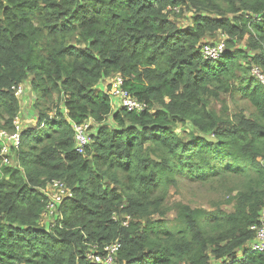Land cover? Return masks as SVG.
<instances>
[{"label": "trees", "instance_id": "16d2710c", "mask_svg": "<svg viewBox=\"0 0 264 264\" xmlns=\"http://www.w3.org/2000/svg\"><path fill=\"white\" fill-rule=\"evenodd\" d=\"M186 13L192 25L181 27ZM217 34L226 47L210 61L201 46ZM254 66L264 70V0H0V130L17 131L14 88L29 82L36 96L26 112L36 123L11 146L16 164L0 155V264H94L89 255L114 242L115 264H264L248 247L264 225ZM116 75L144 112L113 109L99 85ZM55 95L64 106L53 117ZM222 96L254 112L236 126L212 104ZM90 120L99 127L83 156L72 125ZM181 179H229L235 212L172 202ZM53 180L73 196L44 225Z\"/></svg>", "mask_w": 264, "mask_h": 264}, {"label": "rangeland", "instance_id": "374dc122", "mask_svg": "<svg viewBox=\"0 0 264 264\" xmlns=\"http://www.w3.org/2000/svg\"><path fill=\"white\" fill-rule=\"evenodd\" d=\"M193 16L192 13H186L184 16L180 17H174L179 25L181 27H188L192 25V20L191 17ZM222 39L221 34H217L215 36H210L207 38L205 41L209 42H217ZM245 42L243 41L241 44L243 46ZM113 79L110 80L107 79L106 84L103 82L100 83L99 87H105ZM25 89L24 93L19 97L20 103H21V111L18 115L19 119L15 121V126L17 125L20 130L26 129L27 126H30L32 124V121L29 119L33 118H26L27 115V110L32 107V104L34 103L36 96L35 92L32 90L31 85L29 82H26L25 84ZM106 89V87H105ZM112 105L113 109L117 110L119 106L117 105V100L112 99ZM213 106L219 110L220 112H224V110L228 111V115L231 118L232 121H236V117H239L240 114H244L246 117H249L254 110L247 104L246 102H239L238 98L235 100L234 98H231L230 96H222L221 98H214L212 100ZM46 106L49 108V114L51 116L56 115L57 109H61L64 106L63 101L59 99L58 96L52 97V100L46 104ZM226 113V112H224ZM57 116V115H56ZM29 120V121H28ZM34 120V119H33ZM28 121L27 124H25ZM35 123V122H34ZM112 121L111 118L108 119L104 125L111 126ZM91 133L90 136L93 133H96L99 124H96L94 122L91 123ZM33 125V124H32ZM235 125L237 126V122H235ZM185 127L180 126V129H184ZM190 128V127H188ZM5 131V130H3ZM7 132V131H6ZM183 138H188V135H185L184 133L182 134ZM2 143V153L5 151H9L11 148V142L9 140L1 139ZM1 155V154H0ZM2 157V155H1ZM10 162L8 165H4L1 163V166L5 167H12L16 162L14 161V155L12 154L10 158ZM261 162L264 164V159L261 160ZM234 183H232L229 179L225 181H220V182H213L210 184H201V183H190L186 181L185 179H181L179 186L177 188H173L171 191V201L172 202H181L185 205L190 206L192 209H201L205 210L208 212H212L218 209H221L225 212L232 213L235 212V196L237 194V190L234 187ZM114 186V185H113ZM112 186V187H113ZM171 210L169 211V217H173L175 214V211L173 210L174 207H170ZM58 213V212H57ZM58 215L55 214V216L51 215L49 216H44L43 218V224H54L56 221ZM126 220H130V218L123 216ZM118 220L119 218L116 217Z\"/></svg>", "mask_w": 264, "mask_h": 264}, {"label": "built area", "instance_id": "2783aa9c", "mask_svg": "<svg viewBox=\"0 0 264 264\" xmlns=\"http://www.w3.org/2000/svg\"><path fill=\"white\" fill-rule=\"evenodd\" d=\"M224 51V45L219 44L217 46H206L204 48V53L209 60H218L221 57V54ZM252 75L257 78L264 85V71L258 67H254L252 71ZM123 80L121 77H118L113 82V85L110 90V96L112 99H116L118 104L127 108L128 110H136L143 111L145 109V105L139 103L137 99L133 98L126 90L122 89ZM25 84L14 88L15 95L19 99V97L24 93ZM17 117L16 120H18ZM15 120V121H16ZM90 123H86L83 125H74L75 130V139H76V148L77 152L83 154L85 152L86 146L89 144L90 136L88 135V131L90 128ZM16 133H9L8 131L0 130V140L5 139L11 142V146H15L18 148L20 144V129L16 125ZM10 153L9 151H5L2 153V162L5 165H8L10 162ZM67 187L64 183L60 181H54L50 187L47 188L45 194L47 198H49L47 210L45 216H55L59 205L63 202L67 196H70L67 192ZM256 230V239L251 244V249L253 252L263 253L264 254V225L260 228H253ZM121 245L117 243H111L104 248L105 255L100 254L97 251L92 252L89 255V259L94 264H115L117 253L120 251L119 248Z\"/></svg>", "mask_w": 264, "mask_h": 264}, {"label": "clouds", "instance_id": "9594fccd", "mask_svg": "<svg viewBox=\"0 0 264 264\" xmlns=\"http://www.w3.org/2000/svg\"><path fill=\"white\" fill-rule=\"evenodd\" d=\"M227 39V37L226 36H224V35H222V39H221V42H220V44H223L224 45V50H225V47H226V44H225V40ZM206 46H212V47H214V46H217L216 45V43H214L213 41L212 42H209V41H207L206 43H204L202 46H201V51H202V54H203V56H204V58H206L207 60H209L207 57H206V55H205V53H204V48L206 47ZM224 52V51H223ZM223 54V53H222ZM222 54H221V56H222ZM221 58V57H220ZM219 58V59H220ZM210 61H216V60H210ZM254 67H258V66H254ZM254 67L252 68V71H253V69H254ZM258 68H260V67H258ZM261 70H263L262 68H260ZM264 71V70H263ZM253 76V75H252ZM118 77H121L120 75H116V76H114L113 78H111V79H113L111 82H110V84H108L107 86H105L106 87V89H105V87H104V91L110 96V90H111V87H112V85H113V82L115 81V79L116 78H118ZM122 78V77H121ZM110 79V80H111ZM257 79V78H256ZM122 80H123V82H124V79L122 78ZM258 80V79H257ZM259 81V80H258ZM122 89H124V83H123V86H122ZM124 90H126V89H124ZM133 98H135L128 90H126ZM110 99L112 100V98H111V96H110ZM136 99V98H135ZM137 101L139 102V103H141V104H143V105H145V109L143 110V111H136V110H131V111H135V112H137V113H141V112H144L146 109H147V104H145V103H143V102H140L138 99H137ZM118 102V101H117ZM111 104H112V101H111ZM117 105L119 106V108H125V107H123V106H121L120 104H118L117 103ZM112 107H113V105H112ZM127 109V108H126ZM128 110V109H127ZM130 111V110H129ZM33 120V119H32ZM35 123H36V121H34ZM93 121L92 120H90V121H88V122H85V123H83V124H86V123H90V125L92 126V123ZM83 124H81V125H83ZM74 125H78V124H73L72 125V127H73V131H74V143H75V150L77 151V148H76V145H77V143H76V139H75V130H74ZM91 126H90V128H89V131H88V135L90 136V133H91ZM22 131V130H21ZM89 144H90V140H89ZM89 144L86 146V148H85V152L83 153V154H80V153H78V154H80V155H83V156H86V153H87V148H88V146H89ZM13 147V146H12ZM15 147V146H14ZM12 156V154L10 153V157ZM2 158V157H1ZM3 163V162H2ZM5 165V164H4ZM54 181H60V182H62V183H64L65 185H66V187H67V192H68V194L70 195V196H67V198H65L64 200H66V199H68V198H71L72 196H73V192H72V190L68 187V185L65 183V182H63V181H61V180H53L52 182H50L48 185H47V187L45 188V189H43L42 190V192L45 194V192H46V190H47V188L48 187H50L51 185H52V183L54 182ZM45 196H46V194H45ZM47 197V196H46ZM47 200H48V202H49V198H47ZM64 200H63V202H64ZM62 202V203H63ZM61 203V204H62ZM47 206H48V203H47ZM60 206V205H59ZM57 212H58V209H57ZM57 212H56V214H57ZM44 216H45V214H44ZM253 228H258V227H253ZM252 228V229H253ZM254 230V229H253ZM254 231H256V230H254ZM255 239H256V237H255ZM254 239V240H255ZM253 240V241H254ZM253 241L251 242V243H249L248 244V247H249V249H250V251L252 252V253H257V254H263V253H258V252H253L252 251V249H251V244L253 243Z\"/></svg>", "mask_w": 264, "mask_h": 264}, {"label": "crops", "instance_id": "0c3cea01", "mask_svg": "<svg viewBox=\"0 0 264 264\" xmlns=\"http://www.w3.org/2000/svg\"><path fill=\"white\" fill-rule=\"evenodd\" d=\"M30 108H31V107H30ZM30 108H29V109H30ZM29 109H28V110H29ZM28 110H27V111H28ZM26 118H27V117H26ZM29 120H30V119H29ZM29 120H28V121H29ZM28 121H25V122H26L25 124H27V123H28Z\"/></svg>", "mask_w": 264, "mask_h": 264}]
</instances>
